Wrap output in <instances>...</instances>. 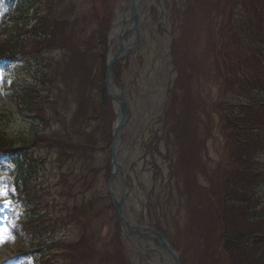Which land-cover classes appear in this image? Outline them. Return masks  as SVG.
<instances>
[{
  "label": "trees",
  "instance_id": "obj_1",
  "mask_svg": "<svg viewBox=\"0 0 264 264\" xmlns=\"http://www.w3.org/2000/svg\"><path fill=\"white\" fill-rule=\"evenodd\" d=\"M89 1L90 7L86 10L81 4L75 5L69 0H28L31 16L28 15L29 11L19 9L0 29V61L19 56L24 60H39L40 63L39 82L46 86L47 91L43 93L36 87L21 88L22 97L18 101L23 108L33 109L37 117L40 116V103L52 108L51 98L45 96L50 95L49 85L55 86L56 95L69 99V105L75 104V117L69 134L36 135L28 143L23 140L24 146L14 151L12 141L0 131V155L27 160L25 152L28 149L46 146L57 149V163L61 164L57 169L60 170L80 149H95L98 143L109 146L113 113L105 91L104 77L107 33L113 20L116 0ZM216 2L215 9H218L222 23L220 30L227 24L229 34L227 41L221 42L219 51L216 47L212 49L211 45V53L215 55L214 60L212 58L214 75L224 78L225 83L227 79L230 80L231 88H237L238 108L254 105L260 102L259 96L264 95V0ZM187 50L177 45L172 51L178 78L175 84L180 89L185 80L196 78L200 73L195 72L194 63L187 57ZM191 69L192 74H189ZM122 71L121 63L113 67L117 82H120ZM55 80L59 81L60 87L55 85ZM258 106L263 108V104ZM230 116H235L232 117L235 122L256 117L251 110L242 115V109ZM87 121L92 122V130L81 131ZM73 133L80 137L79 143L71 142L73 136L70 134ZM231 139L233 144L227 145L226 149H232L234 162L220 176L224 184L223 191L214 186L205 190V199V195L201 196L203 192L193 189L191 195L195 199H189L186 189L185 223L182 228H175L181 232L178 248L181 249L182 264H264V202L263 195L258 196V188L264 183V166L246 157L249 148L253 147V141L243 143L242 139H238L237 145L234 138ZM259 142L257 139L254 145ZM258 145L264 148V140ZM67 174L68 170L59 174V196L69 199L73 198L74 188ZM85 186L82 185L79 190L83 192ZM20 188L21 194L26 197L25 201H31L24 227L26 232L33 234L31 244L39 252L37 264H53L54 261L59 264V256L52 255L50 251L44 253L45 244L41 240L47 234L54 238L57 230H67L79 223L81 227L69 228L79 230L74 240L55 244L57 248L64 249L62 263L74 264L76 261L88 264L85 263L86 258L92 254L91 249L96 247L99 236L95 233L86 234L85 229L91 225V217L87 215L84 205L75 206L66 199L64 205H54L59 207L57 213L54 210L49 212L44 197L39 195L37 186L29 179H22ZM210 193L215 195L214 201ZM170 235L172 241L179 240L178 233ZM110 244L113 250L107 249L108 244L104 251L110 253L111 259L102 254L100 259L105 261L92 259L89 264H130L124 257L117 233Z\"/></svg>",
  "mask_w": 264,
  "mask_h": 264
},
{
  "label": "rangeland",
  "instance_id": "obj_2",
  "mask_svg": "<svg viewBox=\"0 0 264 264\" xmlns=\"http://www.w3.org/2000/svg\"><path fill=\"white\" fill-rule=\"evenodd\" d=\"M23 1L26 0H15L13 2L10 0H0V19L1 16L8 11H14L17 5L22 8ZM71 1L77 5L81 4V6L86 10L90 7V3L87 1ZM185 1L186 0H156L157 3L155 2L151 7L156 11V18H154L155 16H152L151 18L150 11L148 12L147 16L141 22V28L139 30V44L126 56L128 57L130 55V58L121 63L122 70L125 73L123 74V81L121 83L122 91L128 96L131 112L129 120L122 131L121 138L123 147L128 149V152L120 161L123 178H125L129 184L125 207L130 212L134 222L138 221L145 225L146 223H153V219L148 217L145 212V204L147 203L148 206L153 209L155 202L157 217L159 216L161 218V214H159L161 211L160 209H157L159 207L164 210L168 220L169 217H172V234L176 223L182 226L185 221L182 218L184 216L183 197L177 195V191L175 189L176 177L173 173L170 174L168 169L171 164H175L177 160L179 161L183 157L181 154L183 149L177 147V143L175 141L176 137H174L173 133H168L167 135L165 134V131H167V128L169 127L161 132L162 142L160 141L159 144L157 143L156 145L158 146V150L153 149L155 141L152 137V131L157 129L156 119L163 109L166 90L175 79V73H173L172 70L169 52L173 41V38L170 36L171 19H168L169 13H167L165 5H167L168 9H171L172 12L174 7L181 12L185 6ZM26 2H28V0ZM210 2L212 3L213 1L210 0ZM126 6L127 0H119V4L116 3V8L114 10V23L117 16ZM144 10H147V6L144 7ZM160 15L162 16L161 20ZM190 16L192 18L191 25L187 32V28L185 29V43L190 50L192 60L201 59L199 60L200 65L208 68L206 71H208V74L211 77V80H209L211 81L212 86L211 92L212 94L217 95V87L214 83L215 80L213 79L214 75L209 72V70L211 71L209 64H212L211 60L213 57L210 53L211 50L205 45L206 37L209 33V13L204 8H201L193 14L190 13ZM129 23L130 25L132 24L131 22ZM214 23L215 21L212 14V24H210V26L212 27ZM160 26H162V30H159ZM110 34L111 33H109V37ZM132 36V33H127L124 36L126 43L129 42V39ZM117 44L116 39L110 44V49L113 53L117 49ZM131 48L132 47L129 49ZM16 63L17 62H14L3 71L0 70V123L8 126V134L15 140V142L21 141L24 136L23 134L30 131L29 126L31 117L26 111H21L18 104L12 100L14 94L17 92L16 89L11 88L12 83L15 82L14 86L16 88L24 85H30L31 83L36 84L38 82L37 77L41 73L39 72L37 74L38 69L34 66L36 64L34 62L30 63L31 66L27 64V70L26 68H23L24 65H18ZM195 72H197V70H195ZM203 73L204 71H202V74ZM189 74L191 73L189 72ZM58 82V80H55V85L57 84V87H60ZM6 88H10V90L4 92ZM41 89L42 87L40 90ZM50 89V96H52L51 99L57 101V104L51 113L56 112L57 116L54 119L50 116L52 119L50 120L48 127L57 128L59 124L60 129L64 130L66 121L68 122L73 118L75 104L72 103V105H68L67 102L64 103V101L61 100V97H55L54 85H50L49 90ZM190 89L193 94L192 101L196 103V91L194 86L192 85ZM46 91L47 88L45 87V89L41 92L45 93ZM190 103H192L191 100ZM189 112H194L193 107H190ZM7 114H11L10 120H7ZM176 115L177 114H175V116ZM215 115L217 116V114ZM70 125L71 123L68 122V126ZM89 125L90 124L88 123L87 126ZM190 125L191 122H189V126ZM2 127L4 128V125H2ZM180 134L184 139L189 141L190 134H192V132H184L182 128ZM212 135L214 136V141L209 140L204 149H199L198 155L201 161L196 163L195 171H192V177H194L195 180L193 188H210V176L215 183L217 181L216 169L223 164L221 160L223 150L220 149L223 139L220 137L216 127L213 129ZM198 136L201 140L200 126L198 128ZM139 145L141 147H139ZM142 145H144L143 148ZM149 147L151 151L148 150ZM105 157V151H95L93 156L91 155L89 157V159H91L89 164L96 169H103ZM261 160L264 161V155L261 157ZM202 162L204 163L203 169L198 166ZM81 163V160L76 163V175H78L77 171L82 169ZM177 163L175 165H177ZM154 165L162 171L161 183H159L158 176H155L156 170L154 169ZM83 171L86 172L85 170ZM86 174L87 173H83L82 175ZM8 176V171H0V186L5 188L2 181ZM79 178L76 181L74 180L75 188L81 186L78 182ZM113 183L116 184L117 189L115 190L112 188V193L118 191L121 195L124 194L125 188L122 183V177L117 175ZM37 184L41 185L42 180H38ZM106 186L107 182H105V171L102 170L98 174L97 180L94 181V186H91L90 191L85 194L82 192V194L76 195L75 198L69 199V203L74 205L80 204L81 202H85V204H87V202L91 201L92 214H97L98 211H101V214L96 217L94 225H92V231H95L99 236L94 253L98 256V258H100V254L103 252L105 245L110 242L112 231L114 229V221H112L114 213L112 210L105 207L109 204V200L105 198ZM42 188L45 191H49L51 194H54L59 190L50 173L47 175ZM211 196L214 198L213 194H211ZM6 197L7 196L0 199L5 200ZM56 199L59 203L64 205L63 198L57 197ZM7 203L10 206V202ZM157 204L159 206H157ZM17 206L21 205L17 203ZM11 210H13V208ZM19 212H22L21 207L19 208ZM19 217L20 215L14 214V216L8 220L7 218L4 220L0 219V232L5 233L6 240L5 243L0 244V263L18 264L20 261L26 263L35 256V252L31 250L24 255L15 252L18 247L26 246V243L29 242V237H26L23 234H20L19 237H14L12 235L11 228L13 229L15 223L20 221ZM18 229H20V227H18ZM8 237H11V240H8ZM133 247L136 246L134 245ZM2 256L3 258H1ZM130 257L133 264H159L152 258V254L142 252L138 255L134 250H131Z\"/></svg>",
  "mask_w": 264,
  "mask_h": 264
},
{
  "label": "bare ground",
  "instance_id": "obj_3",
  "mask_svg": "<svg viewBox=\"0 0 264 264\" xmlns=\"http://www.w3.org/2000/svg\"><path fill=\"white\" fill-rule=\"evenodd\" d=\"M135 1V11H136V15H138L139 21L143 20L146 17V14H144L145 10L144 7L146 5H151V3L153 2V0H134ZM130 18V14L129 13H121L118 17H117V21L112 29L111 32V39H115L116 37H118V35H120V31L122 28V24L125 23L127 24L128 20ZM125 26V25H124ZM124 28V27H123ZM126 29H131V27H126ZM126 31V30H125ZM135 43V39L132 38L128 44H124L123 45V51H126L129 47H131L133 44ZM110 93L113 97V99L115 100L114 102V109H115V113H116V120H115V124L114 127H118L122 124V117H123V112L122 109L124 108L123 102L124 100H126V96L123 92L118 91L117 88H115L112 84L110 86ZM125 127V124H124ZM124 127L122 128V130L119 132L118 134V138L116 140V145H115V161L116 164H118L121 160L122 157L124 156L122 150L123 147L121 145V139H120V133L123 131ZM125 153H127L126 151H124ZM115 187V189H117L116 185H113ZM121 194L115 191V199L118 202H121L123 200V198H121ZM121 200V201H120ZM123 218H124V222L129 224V228L130 229H134L135 225L133 224V222L129 219V217L127 216V213L125 210H123ZM123 222V230L126 231V227H125V223ZM142 231H144L143 229H141ZM137 246L146 254H152V256L155 258L156 261L160 262L161 264H166V263H170V261L168 260V258L161 252V245L156 243L153 244V241L148 237L145 238L144 236L142 238L139 239Z\"/></svg>",
  "mask_w": 264,
  "mask_h": 264
},
{
  "label": "water",
  "instance_id": "obj_4",
  "mask_svg": "<svg viewBox=\"0 0 264 264\" xmlns=\"http://www.w3.org/2000/svg\"><path fill=\"white\" fill-rule=\"evenodd\" d=\"M120 55H121V49H119L118 53L115 54L114 56H112L111 58H108L107 59V66H106V78H105V82H106V85H107V89L109 87V81H110V78L112 79V73H111V67L112 65L117 61V59L120 58ZM111 100H112V97H111ZM115 139H116V131H114L113 133V145L115 143ZM113 160V158H112ZM113 178V174L111 176V179ZM114 206H115V210H116V213H117V221H120L121 220V215H120V208H119V205L114 202ZM172 259H173V262L174 264H179L177 258L174 256V255H171Z\"/></svg>",
  "mask_w": 264,
  "mask_h": 264
},
{
  "label": "snow or ice",
  "instance_id": "obj_5",
  "mask_svg": "<svg viewBox=\"0 0 264 264\" xmlns=\"http://www.w3.org/2000/svg\"><path fill=\"white\" fill-rule=\"evenodd\" d=\"M7 196V192L5 190V188L3 186H0V198ZM5 208L9 207V204L7 202H5V204L3 205ZM8 240H11V237H8ZM5 233L4 232H0V244L5 243Z\"/></svg>",
  "mask_w": 264,
  "mask_h": 264
}]
</instances>
